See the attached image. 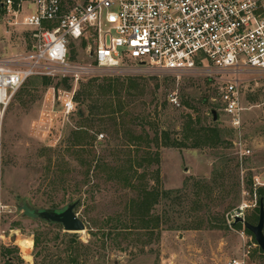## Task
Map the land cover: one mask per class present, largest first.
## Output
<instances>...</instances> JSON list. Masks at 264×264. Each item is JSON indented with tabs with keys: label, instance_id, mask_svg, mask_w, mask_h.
Listing matches in <instances>:
<instances>
[{
	"label": "rangeland",
	"instance_id": "1",
	"mask_svg": "<svg viewBox=\"0 0 264 264\" xmlns=\"http://www.w3.org/2000/svg\"><path fill=\"white\" fill-rule=\"evenodd\" d=\"M0 38L5 55L26 51L32 42L25 27L1 26ZM92 49L93 40H74L70 58L94 62ZM37 76L27 79L0 117V264H227L245 254L247 264H264L253 235L247 232L245 240L243 224L231 226L228 220L264 186V73L244 76L241 136L213 99L216 86L206 73L174 74L131 60L98 68L77 84L49 76L52 83L43 85ZM110 79L125 83L119 91L128 113L116 120L107 112L119 96L106 89ZM51 86L76 89L77 109L60 136L38 129ZM135 112L146 116L136 127ZM141 125L150 137L166 130L179 139L194 135L190 129L218 126L223 140L199 147L190 140L183 146L150 143L159 163L142 166L149 146L137 152L132 145ZM239 138L250 149L243 157L237 153ZM141 188L161 192L152 207L157 227H150L135 204ZM73 200H79L75 211L86 223L83 230L66 231L59 223L24 215L19 206L28 201L34 208H62ZM258 206L247 209V218H258ZM4 247L13 248L11 263L1 255Z\"/></svg>",
	"mask_w": 264,
	"mask_h": 264
},
{
	"label": "built area",
	"instance_id": "2",
	"mask_svg": "<svg viewBox=\"0 0 264 264\" xmlns=\"http://www.w3.org/2000/svg\"><path fill=\"white\" fill-rule=\"evenodd\" d=\"M1 5L0 27H25L32 42L26 51L0 53V117L33 75L69 77L77 84L98 68L134 60L174 74L206 73L216 86L213 99L242 135L244 76L264 73V0H2ZM77 39L93 40L94 62L71 60ZM75 95L76 89L51 86L38 129L60 136L77 109ZM236 147L241 157L250 152L241 138ZM258 205L255 192L251 202L230 212V225ZM241 236L249 237L244 225ZM227 264H247L246 254Z\"/></svg>",
	"mask_w": 264,
	"mask_h": 264
},
{
	"label": "trees",
	"instance_id": "3",
	"mask_svg": "<svg viewBox=\"0 0 264 264\" xmlns=\"http://www.w3.org/2000/svg\"><path fill=\"white\" fill-rule=\"evenodd\" d=\"M2 11V5L0 2V12ZM42 79L43 85H50L52 83V78L49 76H37ZM65 84H68V78L64 80ZM125 83L124 81H119L118 83H115L113 80H108L106 84V89L110 92V94L117 95L119 94L118 101L117 103L114 102V99L112 101L110 100L109 108H107V112H109L112 116L113 119H117V114L128 113V105L126 101H124L122 94L120 93V89H124ZM130 86V85H129ZM131 86L135 87V90L137 91V83L132 82ZM136 93V92H135ZM138 96V93L135 94V97ZM76 99V96H75ZM137 98H135L136 100ZM136 108V105H135ZM136 111V109H135ZM79 115L81 117L84 116V112L82 108H79L78 110ZM124 116V115H123ZM213 116V114H212ZM146 120V116L143 114H139L135 112V127L138 123H144ZM233 129V128H232ZM136 130V129H135ZM234 130V129H233ZM190 131L194 132V135L190 133H186L183 136V139H179L178 137H173L170 132L166 130H162L160 132H156L154 136L150 137L149 133L146 131V128L144 125H141V130L140 131H135L134 134H132V145L135 146L136 151L138 152L139 149L144 145L147 144L149 146L147 152L141 157L139 160V165L146 166L150 165L154 162L159 163V152L158 151H153L151 149L150 143H155L159 144L160 141L166 145V146H183L186 145L185 141H193L192 146L194 147H199L201 144H212V143H219L222 142L223 138V129L218 127V126H213V127H208V128H200L198 130H192ZM160 133V134H159ZM146 146V145H145ZM138 186L135 184V188ZM172 192L165 191L164 194H171ZM259 205L261 202V199L263 198L264 200V186H261L259 188ZM139 195L135 198V204H138L139 209L141 211V217L145 219V221L150 223V227H157L159 225V216L153 217L152 216V207L159 202L161 198V192H158L156 189H147V188H141L139 189ZM258 211H260L259 206L257 207ZM246 219L250 222L253 223V220L259 219V216H254L252 218H247ZM157 225V226H156ZM235 225H241L242 223H235ZM247 232L253 235L254 239L255 236L254 234L246 228ZM256 240V239H255ZM38 238H35V242L38 243ZM261 249V248H260ZM261 251L264 253V251L261 249ZM12 254H13V248L10 247H4L1 255L6 259V262L11 263L12 259Z\"/></svg>",
	"mask_w": 264,
	"mask_h": 264
},
{
	"label": "water",
	"instance_id": "4",
	"mask_svg": "<svg viewBox=\"0 0 264 264\" xmlns=\"http://www.w3.org/2000/svg\"><path fill=\"white\" fill-rule=\"evenodd\" d=\"M141 64H145V61H142ZM212 114L214 120L217 119V110L212 109ZM79 200H73L69 202L62 208L46 207V208H34L28 201H25L24 204L19 205L25 211L24 215H29L31 217H39L42 220L46 221L49 224L59 223L63 226L66 231H78L86 228L85 221L79 217L76 213L75 208ZM259 219L257 223H252L242 216L236 217V223H242L245 228L250 230L256 239L259 247L264 251V200L261 199L259 205ZM17 234H11V239L15 240Z\"/></svg>",
	"mask_w": 264,
	"mask_h": 264
},
{
	"label": "bare ground",
	"instance_id": "5",
	"mask_svg": "<svg viewBox=\"0 0 264 264\" xmlns=\"http://www.w3.org/2000/svg\"><path fill=\"white\" fill-rule=\"evenodd\" d=\"M83 232V231H82Z\"/></svg>",
	"mask_w": 264,
	"mask_h": 264
}]
</instances>
